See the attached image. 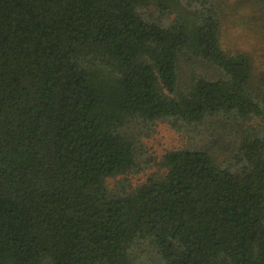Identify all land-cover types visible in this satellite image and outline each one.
<instances>
[{"label": "trees", "instance_id": "1", "mask_svg": "<svg viewBox=\"0 0 264 264\" xmlns=\"http://www.w3.org/2000/svg\"><path fill=\"white\" fill-rule=\"evenodd\" d=\"M229 1L0 0V264H264V76ZM159 122L188 138L160 161Z\"/></svg>", "mask_w": 264, "mask_h": 264}, {"label": "rangeland", "instance_id": "2", "mask_svg": "<svg viewBox=\"0 0 264 264\" xmlns=\"http://www.w3.org/2000/svg\"><path fill=\"white\" fill-rule=\"evenodd\" d=\"M264 5V0H230L227 18L223 21L222 44L227 50H244L254 60L256 71L264 76V32H261L253 13ZM188 138L174 129L168 122H159L156 132L146 140L151 152L160 161L167 150L185 145ZM157 162L153 167L139 174H128L133 185L145 181L152 173L165 171ZM118 178H110L109 183L115 185Z\"/></svg>", "mask_w": 264, "mask_h": 264}]
</instances>
